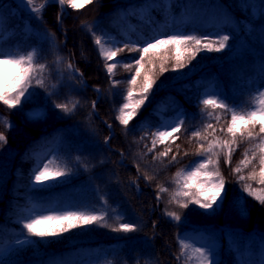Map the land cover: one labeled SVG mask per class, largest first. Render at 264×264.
Listing matches in <instances>:
<instances>
[{"label": "trees", "instance_id": "obj_1", "mask_svg": "<svg viewBox=\"0 0 264 264\" xmlns=\"http://www.w3.org/2000/svg\"><path fill=\"white\" fill-rule=\"evenodd\" d=\"M261 1L170 0L166 4L164 0H94L93 11L83 17H73L51 1L43 10L42 20H38L14 0H0L5 38L0 47L25 54L37 49L39 62L52 66L47 45L28 33L25 25L29 20L53 34L61 52L79 69L73 74L72 70L64 69L71 73L74 86L65 78L57 86L47 81L44 87L35 86L34 95L16 108L9 109L0 102V116L10 122V127L0 124V132L7 138V143H0V183L6 172L7 153L17 149L7 186L0 194V264H77L87 257L92 259V264H182L176 259L179 254L176 236L186 228L202 230L209 239L224 243L216 253L218 264H239L247 258L259 264L264 252V204L243 192L242 187L245 182L253 188L261 186L255 181H238L233 173L246 151L251 158L258 139L238 138L230 163H225L223 155L219 157L226 194L221 193L224 199L218 208L214 205V210H206L194 204L181 208L169 203V199L176 187L174 174L180 169L190 170V166L199 162L201 157L195 153L200 143L207 147V141L197 140L192 132L203 131L204 125L211 123L217 131L208 134L211 129L208 130L209 140L214 136L231 139L219 131L226 128L230 114L215 110L221 115L217 123L201 111L205 88H219L220 99L237 102L243 106L241 110L250 109L252 95L264 89V2ZM41 2L34 0L35 4ZM252 2L263 8V13L257 15ZM14 8L17 9L13 11ZM97 18H102L99 23L107 33L121 39L119 47H142L145 42L173 34L205 39L206 31L216 27L220 33L232 32L242 49L201 51L190 60L186 56L185 67L176 70L172 68V51L167 53V62L164 52L146 57L137 91L143 72H149L154 83L125 130L116 117L135 67L129 72L118 64L115 76H109L92 32L82 26V22L88 24ZM139 55L125 50L115 59L134 63ZM162 63L167 69L164 72L160 71ZM151 64H155L154 69ZM111 79L121 83L113 87ZM93 86L101 89L99 97ZM65 90L79 101L76 109L68 113L54 107L66 96ZM46 99L50 102H44ZM93 101H96L95 110L91 106ZM32 107L40 109L44 118L33 120ZM181 109L186 116L177 138L157 145L152 153L145 155L150 145L147 137L142 141L140 137L161 125L157 113L169 115ZM107 124L113 126V133ZM105 137H109L107 142ZM169 144L172 149L169 155L153 160V155L163 152ZM173 155L176 161L169 163ZM50 160L65 170V176L37 185L34 181L37 165ZM253 168L258 173V156L240 174L247 176ZM145 176L152 177L151 181ZM157 185L168 189L159 199ZM241 207L246 210L244 215ZM48 210L107 212L110 225L117 226L120 217L122 222L138 224L139 230L125 234L92 224L80 225L58 236L29 237L23 222L33 214H47ZM166 211L177 212L181 219L174 220L165 215Z\"/></svg>", "mask_w": 264, "mask_h": 264}, {"label": "snow or ice", "instance_id": "obj_2", "mask_svg": "<svg viewBox=\"0 0 264 264\" xmlns=\"http://www.w3.org/2000/svg\"><path fill=\"white\" fill-rule=\"evenodd\" d=\"M94 0H57V3L61 6H67L72 9H81L86 5L93 3ZM25 6L29 7L31 13L36 19L42 20L43 10L47 7L49 0H42L40 4H35L34 0H23ZM57 20L60 21V16H57ZM82 26L88 28L92 32L91 26L87 22H82ZM94 38V44L98 47L99 54L105 61V69L110 77L115 76V69L118 64L131 72L135 67L134 73L127 81L128 87L125 90L126 94L123 95V103L118 109V115L116 119L124 126L125 130L129 125V122L137 115L139 109L147 99V93L152 88L154 83L153 76L149 72H143V79L139 81V90L137 91L138 79L142 75V70L145 68V59L152 55H157L160 52L165 53V62H167V53L173 52L171 59L174 60L172 66L173 70L185 67V57L190 60L196 56L198 52H221L228 46L229 36H219L216 39H202L196 35L185 34H173L166 35L162 38H157L154 42H145L144 46L133 45L129 47H114L109 46V41L104 40L101 36L92 32ZM4 36L0 33V44L4 42ZM139 52V59H136L134 63H123L121 60L115 59L120 53L125 52ZM40 54L37 49H32L26 54L19 51L6 50L0 47V102L6 105L9 109L16 108L21 104V98L27 100L34 92L32 89L35 86L44 87L46 84V74L48 73L49 65L47 63H41ZM57 62H63L62 58L57 57ZM66 68L72 69L74 73L79 72L78 68L68 62L65 65ZM151 68H155V64H151ZM167 69L162 63L160 65V71L164 72ZM121 81L111 79V85L113 87L119 85ZM52 87H55L53 85ZM71 103V107L69 104ZM203 105L202 112H206L209 118H214L217 123L221 121L220 113L215 110L220 109L225 114H230V120L227 122V126L221 127L219 131L230 136L231 139H221L219 136H214L209 140L208 130L211 129V133H216L217 129L213 127L211 123L204 125L203 131L197 130L192 132V137L197 140L207 141V147L204 143H200L197 148L196 155L201 157L199 162L190 166V170L180 169L177 171L172 180L176 185L175 189L170 193L169 203H175L181 208H188L189 204L199 205L202 209H213L219 207L223 203L224 196L221 193H225V180L219 170V157L221 155L225 158V163L231 162V155L237 146V139L240 140H259V144L254 146L252 150L251 158L246 151L244 158L233 169V173L237 174V180L255 181L261 187L253 188L251 183H243L242 191L246 192L249 196L255 200L264 204V89L257 90L251 97L252 107L248 110L242 109V105H229L224 102L223 99L218 98L216 95H206L201 102ZM79 101L69 103H57L54 106L60 109L62 112H72L78 106ZM92 109L95 110L96 102H92ZM211 109V111H209ZM33 118H44L43 112H35L32 114ZM0 124L10 127V122L6 118L0 116ZM183 126V121H179L175 127L164 124L161 125V129H157L151 133V147L147 149L148 153H152L158 144H166L171 138L174 141L177 137L174 135ZM111 127V125H109ZM171 127V130H167ZM258 128V131L256 129ZM149 134L145 133L144 137H140V140H144ZM109 140V137H105V142ZM0 143H7V138L3 132H0ZM147 147V145H145ZM172 151L170 144L165 148L163 152H158L153 155V160H162L167 157ZM187 155V153H185ZM258 156L259 171L253 168L247 176L241 175L244 168H247L252 164ZM176 161V155L172 156V160ZM55 162L50 160L47 163H43L42 166L37 165V169L34 175V181L37 185H45L47 182L55 181L58 177L65 176L66 172L59 166H54ZM211 166V170H210ZM146 180L151 181L152 177L145 176ZM157 199L160 198V194L167 192L168 189L163 185H157ZM103 201V198H101ZM106 203V201H103ZM246 210L241 207V215H244ZM107 212L96 211H58L48 210L47 214H33L23 222V229L26 231L29 237H50L58 236L60 233L69 231L70 229L77 228L80 225H92L97 224L102 227H110L114 232H121L130 234L139 230V225L136 223L122 222L120 217H117V226L110 225L107 220ZM165 215L179 221L181 216L177 212H165ZM27 241H17V243H25ZM180 253L176 259L179 261L184 258L185 264H218L212 258V249L206 247L194 248L185 240H179ZM194 253L192 255L189 253ZM239 264H254L251 260L240 261ZM259 264H264V252L261 253V259Z\"/></svg>", "mask_w": 264, "mask_h": 264}, {"label": "rangeland", "instance_id": "obj_3", "mask_svg": "<svg viewBox=\"0 0 264 264\" xmlns=\"http://www.w3.org/2000/svg\"><path fill=\"white\" fill-rule=\"evenodd\" d=\"M164 1L166 2V4H170V0H164ZM261 2H264V0H262ZM252 3H253L252 4L253 8L258 13L257 10H258L259 6L255 2H252ZM94 6H95V3H90L81 9H72L70 7L65 6L66 7L65 11L70 12V14L73 17H83L84 15L91 13L93 11ZM101 19L102 18H97L93 22L88 23V25L91 26L92 32L97 33V35L101 36L104 40L109 41L110 42L109 46L119 47L120 43L122 42L121 39L118 38L117 36H115L113 33H107L105 31L104 27L102 26V24L99 23ZM26 28H28L29 33L36 34L37 36H39V39L42 40L44 42L43 44H46L48 49H49L52 66H50L51 72L48 73L46 76L47 77L46 82L48 81V82H50V84L54 83L57 86V84H59L65 78L66 80H68L71 83L72 86L76 85V82L73 79L71 80V73H67L64 70L65 63L70 62L71 58H67L63 54V52H61V45H60L59 41L56 39V37L53 35H50L49 33L45 32L43 30H40L36 26L32 25L30 21H26ZM99 28H100V30H99ZM0 33H2V35L4 34V30L2 27V13L1 12H0ZM212 35H215L216 37L224 36V35L229 36L228 46L226 48L231 47L233 50H239V52L241 51V49H242L241 43L238 40L234 39V35L229 30L226 31V34H221V33L217 32L216 28H211L206 33L205 37L212 36ZM57 57L62 58L63 62L62 63L57 62ZM69 70H72V69H68V72H69ZM73 73L74 72L72 70V74ZM48 91H50V89ZM65 92H66V96L63 99H65L66 103L76 101V98L74 95H72L69 91L65 90ZM209 94L216 95L218 98H221L220 97L221 93H220L219 88H213L211 86L206 87L205 91H204V95H205L204 97H206V95H209ZM63 99L57 103H63ZM27 100H25L24 98H21V103L25 102ZM44 102H50V101H47V99H46V101H44ZM224 102L229 104V105H239L237 103L227 102L225 100H224ZM69 106L71 107V103L69 104ZM31 110H32V114L40 111V109H37L34 107H32ZM56 110L61 111L58 108H56ZM238 110H241V109H238ZM160 118H161V122H162L161 125L167 124V125H170L171 127H175L176 124L179 123V121H181V120L184 121L185 111L179 110L176 112H172L169 115L161 114ZM33 120L39 121L40 119L33 118ZM161 125L158 126L156 129H153L152 131L147 132L149 134L147 136V139H148L147 144H149L150 147H151V135L150 134L155 132L157 129H161ZM171 127H169L167 130L170 131ZM161 130H163V129H161ZM174 135L177 137V133H175ZM170 141H171V138L169 139V142ZM166 144H168V142H166ZM16 150L17 149H10L9 152L7 153V159H6L7 161H6V165H5L6 172H5L4 180L0 183V194L3 193L4 189L7 186L8 177L11 174L13 159L15 157ZM227 237H229V236L226 235V238ZM179 240H185V242L189 243L194 248L206 247V248L212 249L213 250L212 258L217 262H218V259H217L218 255L216 253H217L218 249H220L221 246L224 244L221 241H216L215 239H209V236L206 233H204V231L193 229V228L183 229L182 231H180L177 234L176 245L178 247V252L180 253V247H179V243H178ZM237 248H238V251L241 253L242 251H241L240 247L237 246ZM189 253L192 255H195L194 253H191V250H189ZM248 260H250V259L247 258L246 261H248ZM181 261H182V264H185L184 258H181ZM80 264H91V260L90 259H84Z\"/></svg>", "mask_w": 264, "mask_h": 264}, {"label": "bare ground", "instance_id": "obj_4", "mask_svg": "<svg viewBox=\"0 0 264 264\" xmlns=\"http://www.w3.org/2000/svg\"><path fill=\"white\" fill-rule=\"evenodd\" d=\"M20 1H23V0H20Z\"/></svg>", "mask_w": 264, "mask_h": 264}, {"label": "water", "instance_id": "obj_5", "mask_svg": "<svg viewBox=\"0 0 264 264\" xmlns=\"http://www.w3.org/2000/svg\"><path fill=\"white\" fill-rule=\"evenodd\" d=\"M50 1V0H49ZM55 1H57V0H55Z\"/></svg>", "mask_w": 264, "mask_h": 264}]
</instances>
